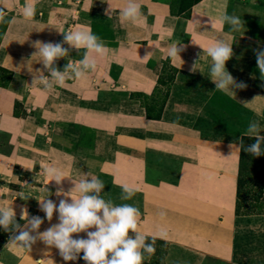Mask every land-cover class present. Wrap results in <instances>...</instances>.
Segmentation results:
<instances>
[{"label": "crops", "instance_id": "obj_1", "mask_svg": "<svg viewBox=\"0 0 264 264\" xmlns=\"http://www.w3.org/2000/svg\"><path fill=\"white\" fill-rule=\"evenodd\" d=\"M137 2L145 18L140 25L120 21L126 0H38L32 19L22 15L25 0H0L7 18L0 36V67L12 72L8 84H0V206L12 207L19 218L22 210L29 219L44 218L43 232L58 223V213L49 222L35 198L57 205L61 199L71 202L57 193L70 192L73 181L91 179L85 176L90 171L103 181L106 200L140 210L141 234L237 261L239 140L254 120L264 135V80L255 55L264 49V0H200L186 14L172 11L169 0ZM109 3L111 19L105 14ZM225 11L244 22L240 32L231 33L229 25L221 24ZM81 29H90L106 45V54L96 57L95 71L81 80L68 79L51 92L33 84L37 70L50 76L40 57L33 56L35 42H62V32ZM217 39L232 44L226 68L247 85L235 94L216 91L209 79L211 59L201 47ZM173 42L184 47L183 65L167 57ZM63 47L69 55L55 62L60 71L84 54V49ZM198 54L203 74L190 71ZM166 60L176 68L169 89L160 84L167 75ZM164 89L169 94L158 104ZM84 133L100 137L91 143H97L92 152L102 155L97 170L92 161L85 164L83 145L90 143L85 144ZM47 166L65 177L60 184L46 177ZM124 184L135 189L131 200H120ZM22 191L32 198L21 199L17 195ZM81 237L87 238L86 233L73 234ZM9 241L3 249L16 260L0 257V264H86L79 260L82 252L77 260L64 261L58 249L40 240L30 251Z\"/></svg>", "mask_w": 264, "mask_h": 264}, {"label": "clouds", "instance_id": "obj_2", "mask_svg": "<svg viewBox=\"0 0 264 264\" xmlns=\"http://www.w3.org/2000/svg\"><path fill=\"white\" fill-rule=\"evenodd\" d=\"M36 3L38 0H25L22 7V15L25 19H32L35 16ZM109 5L110 8L105 14L111 19L112 6L110 3ZM140 9L141 6L137 0H126L124 6L119 9L120 21L140 25L145 19ZM5 15L6 12L0 8V22H6ZM220 22L229 25L231 33L240 32L244 28V22L240 17L229 15L226 11L221 15ZM62 33L64 34L62 42L37 41L33 45L37 49L33 56L40 57L39 62L42 63L43 69L50 74L45 76L43 70H37L33 84L43 85L44 90L48 92L55 90L57 86H64L68 79H84L90 71H95L96 57L105 55L107 51L103 40L93 34L90 29L69 30ZM65 43L78 52L84 49V54L79 61H69L64 70L60 71L55 66V62L69 55L68 49L63 47ZM201 48L203 55L211 59L209 79L215 84L216 91L235 94V89L242 90L247 87L243 81L237 82L226 68V62L233 56L232 44L223 39H217L206 49ZM182 51H184L182 43L173 42L168 46L167 57L173 64L179 60L183 65L184 61L180 55ZM255 55L260 78L264 80V49H257ZM198 56L199 59L193 62L190 71H199L203 74L198 69L202 55L198 54ZM28 70L31 72L32 68ZM261 133L260 123L255 120L250 121L239 140L240 148L254 157L264 155V135ZM243 136L255 138V142L244 147ZM44 173L49 181L55 180L57 184L65 178L54 166L45 167ZM85 176H90L91 179L73 181L75 187L70 192L57 193V195L63 194L70 197L71 202L61 199L57 205L49 198H35L39 202L40 211L45 213V218L49 222L52 221L54 212L58 213V223L51 225L43 232L39 229L44 223V218L32 216L29 219L28 212L22 210L20 218L26 219L27 223L21 226L16 221V213L12 207L0 206V227L12 233L8 244L30 251L31 246L40 240L46 246L58 249L64 261L77 260L82 252L83 256L79 258H82L86 264H144L146 255L151 257L155 254L156 237L149 238L138 230L140 210L131 204H115L110 199L106 200L102 196L103 181L90 171ZM120 187V200H131L135 195V189L127 184ZM73 193L76 195L73 196ZM17 196L24 200L32 198L26 197L23 191ZM160 215L163 217L166 213L161 212ZM90 229L95 230L90 231ZM130 232L133 235H130ZM79 233H86L87 238H73V234ZM163 235L164 233L161 232V238ZM43 261H37V264H43Z\"/></svg>", "mask_w": 264, "mask_h": 264}, {"label": "rangeland", "instance_id": "obj_3", "mask_svg": "<svg viewBox=\"0 0 264 264\" xmlns=\"http://www.w3.org/2000/svg\"><path fill=\"white\" fill-rule=\"evenodd\" d=\"M243 1V0H238ZM248 1V0H245ZM177 7V6H176ZM5 19V18H4ZM4 26V22L0 23V34ZM164 68L167 75L170 74L168 71L169 64L164 61ZM8 74L0 71V82H5ZM159 98L157 99L158 104L163 100L165 96L164 91L161 90ZM144 102H151L142 98ZM152 99V102L154 101ZM20 106L18 105L17 112L19 113ZM88 134V136H87ZM93 134V135H92ZM84 133L82 136L86 143H90L88 147L83 145V157L85 164L93 162V169L97 170V166L102 160V155L95 153L96 144L91 145L92 141L100 138L96 133ZM88 138V139H87ZM87 139V140H86ZM97 141V140H96ZM94 149L95 152H92ZM106 155V153H105ZM250 160L249 167L247 168V175L244 179V192H242V199L240 204V210L236 217V232H237V261H223L221 259H214L204 254L194 252L188 249L176 245H166L163 243H155V254L151 257L145 256L144 264H264V174H259V157H248ZM260 179V180H259ZM260 181L262 184H260ZM257 198L255 201L254 198ZM259 207V208H256ZM5 230L0 227V257L5 259H15V254L4 251L6 243H3L5 238ZM8 241V240H7Z\"/></svg>", "mask_w": 264, "mask_h": 264}, {"label": "trees", "instance_id": "obj_4", "mask_svg": "<svg viewBox=\"0 0 264 264\" xmlns=\"http://www.w3.org/2000/svg\"><path fill=\"white\" fill-rule=\"evenodd\" d=\"M169 1L171 4L172 11H174L175 13H179V14H183V13L186 14V13H189L190 9L200 0H169ZM5 21L6 22H4L3 28H5V26L7 24V18H5ZM2 32H4V29H2L0 36L2 35ZM166 62H168V64H169L168 71L170 72V74H168L166 76L164 75V78H162V79L160 78V84L166 85V87H168V89H169L171 87L173 80H174V76L176 74V68L170 64L169 60H166ZM164 64H165V62H164ZM0 71H2V72L4 71L8 74V77L5 80V82H0V84H2L3 86H6L8 84V81L10 80V78L12 76V72L9 71L8 69L2 68V67H0ZM168 94H169V90L166 91L165 98L163 101L166 100V97L168 96ZM16 113H18L17 110H16ZM148 113H149V111H148ZM254 142H255V138L243 136L244 147H247L248 145H250ZM248 157H252V155L245 152L244 149L241 148L239 180H238V199H237L236 214H238V212L240 210L239 208H240V204H241L240 202L242 199V192H244V187H245L243 182H244V179L246 178L245 177L247 175L246 171H247V168L249 167V164H250V162H249L250 160H248ZM259 158H260V162H261V163H259V167H260L259 168V171H260L259 174H264V155L260 156ZM260 184H262L261 181H260ZM257 198H258V196L256 198H254V200L256 201ZM256 208H259V207H256ZM258 213H264V210L263 211L261 210V212H258ZM16 221L21 226L25 222V220H22L21 218H19L17 216H16ZM5 236L6 237L3 238V241H2L3 243H6L7 240H9L11 238L12 233L5 231ZM149 238H151V237H149ZM149 242H150V240H149ZM155 243H163V244L169 245V243H167L164 240H160V239H156ZM82 256H83V253L80 254V257H82ZM211 258H214V257H211ZM214 259H217V258H214ZM79 260L82 262H85L82 258H79Z\"/></svg>", "mask_w": 264, "mask_h": 264}]
</instances>
